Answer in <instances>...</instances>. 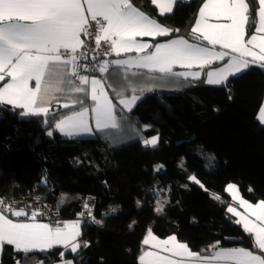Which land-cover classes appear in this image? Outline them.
<instances>
[{"label":"trees","instance_id":"1","mask_svg":"<svg viewBox=\"0 0 264 264\" xmlns=\"http://www.w3.org/2000/svg\"><path fill=\"white\" fill-rule=\"evenodd\" d=\"M204 1H179L171 14L161 16L150 0H131L160 24L179 29L168 38L201 43L205 42L197 41L191 29ZM249 3L255 18L258 4ZM254 27L249 24L248 35ZM220 65L201 69L199 80L154 76L162 83L148 81L154 90L146 91L130 112L116 107L119 128L125 127L130 141L113 151L99 138L61 139L53 131L59 118L80 109L61 104L82 96L86 106L84 94H57L47 116H30V121L18 119L22 109L0 105V196L19 198L38 189L63 220H75L92 197L94 215L102 222L100 227L82 224L76 253L53 248L25 259L5 246L3 264H16L17 259L22 264H137L149 229L160 238L174 235L195 252L219 241V247H244L262 254L228 213L231 200L225 188L233 183L247 202L264 201V125L257 120L264 71L250 66L225 85H207L206 72ZM107 87L114 99L118 97ZM116 129L107 132L115 134ZM50 130L52 138L47 136ZM154 136L159 138L157 145L145 146L143 141ZM202 152L214 158H201ZM157 183L168 191L161 213L156 211L158 196L152 192Z\"/></svg>","mask_w":264,"mask_h":264},{"label":"snow or ice","instance_id":"2","mask_svg":"<svg viewBox=\"0 0 264 264\" xmlns=\"http://www.w3.org/2000/svg\"><path fill=\"white\" fill-rule=\"evenodd\" d=\"M177 2L151 0L161 16L171 14ZM255 3L258 7L254 18L253 5L249 0H205L191 31L193 34L198 33L194 38L206 41L211 46L208 47L189 43L179 36L155 45L138 40V37H168L173 32L178 33L179 29L160 24L135 7L131 0H0V81L8 78L0 86V105L22 109L21 116H47L50 111L48 105L58 99L57 94H84L93 102L91 108L83 106L85 99L82 96L61 104L63 108L80 105V109L57 120L56 129L69 137L90 132V114L97 130L118 127L114 114L116 105L109 98L102 81L79 74L81 68L85 71L96 68V65L89 68L87 64L78 63L84 56V38L94 40L97 49L102 43L107 45L105 55L109 51L116 56L137 53L127 59L105 61L98 68L100 73H108L110 65L116 66L110 73L114 83L109 86L121 97L119 103L129 112L146 91L154 90L148 81L156 79L145 78L144 73L131 71L132 68L147 69L166 77L199 80L200 71L174 72L173 66L203 69L229 57L222 68L206 73L204 82L207 84H222L229 76L253 64L264 69V0H255ZM211 17L224 22L208 23ZM249 24L255 26L250 36ZM217 45L222 50H217ZM153 47L155 51H145ZM33 81L34 86H30ZM89 84L90 90H86L85 86ZM128 90L140 94L125 97L124 93ZM257 120L264 124V105L257 114ZM144 127L147 129L150 126ZM52 134V131L48 132L49 136ZM158 139V136H154L143 143L155 147ZM226 191L235 193L238 189L229 184ZM216 199L219 200V197ZM239 204L244 207L247 216H241L232 207L227 211L238 217L235 223L240 224L252 238V248L264 253V201L253 205L239 199ZM38 215L43 213L35 210L29 214L24 208L17 209L0 198V257L5 246H11L15 253L23 254L25 259L29 258V254L51 250L56 245L70 247L73 253L77 252L80 245L76 238L81 234L78 221L64 223L63 227L53 226L37 221ZM249 216L255 219H249ZM93 222L102 223L94 218ZM150 243L151 247L170 253L171 257L155 251H143L137 258V264H264V254L244 247H219V241L209 249L202 250L210 254H202L192 251L186 243L178 242L175 236L159 240L149 229L142 244ZM60 255L63 258L64 253ZM0 264H3L2 259ZM16 264H22V261L17 259ZM40 264L44 262L40 261ZM66 264L72 262L67 261Z\"/></svg>","mask_w":264,"mask_h":264},{"label":"crops","instance_id":"3","mask_svg":"<svg viewBox=\"0 0 264 264\" xmlns=\"http://www.w3.org/2000/svg\"><path fill=\"white\" fill-rule=\"evenodd\" d=\"M151 1V0H150ZM179 1H183V2H188V1H190V0H178V2ZM204 3H205V1H204ZM203 3V4H204ZM152 4V3H151ZM202 4V5H203ZM153 5V4H152ZM176 5V4H175ZM175 5H174V7H175ZM155 8H156V10L158 11V13H159V9L155 6V5H153ZM199 12V11H198ZM166 15H168V14H166ZM197 17H198V14H197ZM197 17H196V19H197ZM196 21V20H195ZM224 21L223 20H216L214 17H211V18H209L208 19V23H223ZM195 26V22H194V25H193V27ZM254 31V30H253ZM252 34V33H251ZM250 34V35H251ZM195 35H198V33H196ZM249 35V36H250ZM160 38H166V39H163L162 41H159L158 39H160ZM174 38H176V37H174ZM174 38H168V37H156V38H152V37H138L137 39L138 40H141L142 42H147V43H150V44H153V45H155L156 43H165V42H167L169 39H174ZM247 38V37H246ZM189 41V43H199V44H201L202 46H208V47H211L210 45H207V42L206 41H204L205 43H201V42H194V41H190V40H188ZM203 41V40H202ZM217 50H222V49H220L219 48V46L217 45ZM145 51H148V52H150V51H155V48L153 47V48H151V49H147V50H145ZM255 51H258V49H255ZM143 53H141V55H142ZM137 55V53H135V52H131V53H121V55L120 56H116L115 55V53H111L109 56H107L105 59H103V61H102V63L103 62H105V61H108V62H110L111 60H115V59H127L129 56H136ZM230 55H234V54H231L230 53ZM229 59V57H226L225 58V60L224 61H216V62H213L212 64H214V63H221V65L220 66H218L217 68H213V69H209L208 71H213V70H217V69H219V68H222L223 66H224V64L226 63V61ZM249 59H251V58H249ZM251 66H258V65H255V64H253V65H251ZM115 67L116 66H113V65H110V67H109V72L108 73H104V76H105V78L104 79H99V80H101L102 81V83L104 84V87H105V91L108 93V95H109V98L110 99H112V101H113V103L116 105V107L117 106H119L118 104H120L119 103V101H120V99H121V97L120 96H118V97H116L115 99L110 95V92L108 91V87H107V85L109 84H113L114 83V81H113V79L111 78V76H110V73L115 69ZM259 67V66H258ZM260 68V67H259ZM201 69L200 68H197V67H193L192 69H188V68H185V67H181L180 65H174L173 66V71L174 72H185V71H200ZM263 71H264V69H262ZM131 71H137V72H142V73H144V76H145V78H148V77H154V76H157L158 74H161V73H158V72H149L147 69H136V68H132L131 69ZM207 71V72H208ZM244 71V70H243ZM242 71V72H243ZM201 72V71H200ZM206 72V73H207ZM241 73V72H240ZM240 73H237V74H235V75H238V74H240ZM153 74H155V75H153ZM124 75V72H123V70H121V76H123ZM163 75V74H162ZM235 75H232V76H235ZM201 76H202V72H201ZM232 76H229L228 78H227V80L226 81H224V83H222V84H207V85H210V86H222V85H225L226 83H227V81H228V79L230 78V77H232ZM156 78V77H155ZM190 79H192L191 77H189ZM135 79V78H134ZM7 80H8V78H6V80L5 81H0V86H3V84L4 83H6L7 82ZM205 80H206V74H205ZM149 81H151V80H149ZM153 82H155V84L156 85H159L160 83H162V82H160V80H158V79H156L155 81H153ZM30 86H34V81L33 82H30ZM87 90H90V84L89 85H87ZM133 94H136V95H139L140 93L139 92H136V93H133L131 90H128L127 92H125L124 93V95H125V97H130L131 95H133ZM87 99H88V101H89V104H87L86 106H84V107H88V108H91V106H92V104H93V102L91 101V99H90V97H87ZM115 100H118L117 101V103H116V101ZM138 103V102H137ZM136 103V104H137ZM262 105H264V98H263V102H262ZM11 106V105H10ZM116 107H115V109H116ZM134 107V106H133ZM132 107V108H133ZM261 108V107H260ZM115 109H114V114H115ZM124 111H127L126 109H123ZM260 110V109H259ZM259 112V111H258ZM69 114H71V113H69ZM68 115V114H67ZM116 115V114H115ZM63 117V116H62ZM61 117V118H62ZM116 117H117V115H116ZM61 118H59V119H61ZM58 119V120H59ZM262 125H264V124H262ZM89 126H90V128H91V131L90 132H87V133H80V134H78V135H75V136H72V137H69V136H66V135H64L63 133H61L58 129H56L55 128V124H54V126H53V131L55 132V133H57V135L60 137V138H65V139H68V138H75V139H77V138H87V137H90V136H93V134H96V132H98V131H101V130H97L96 129V126H95V122H94V120L93 119H91V114L89 115ZM111 129H114V128H107V129H104V130H102V131H107V130H111ZM98 138V137H97ZM191 182H196L194 179H191ZM229 185V184H228ZM227 185V186H228ZM227 186H226V188H227ZM226 188H225V191H226ZM237 189V188H236ZM240 193V192H239ZM239 193L238 192H235V193H233V192H230V191H226V194L230 197V200H231V204L228 206V208L229 207H232V208H234L235 210H236V212H238V213H240L241 214V216H247L248 215V213H246L245 212V209H244V207H242L240 204H239V199H243L242 197H240V195H239ZM168 194V193H167ZM234 195H235V199H233V197H234ZM167 196V195H166ZM163 197H165V193H163V194H161V196H160V198L163 200ZM246 201V200H245ZM163 202H166V200H164ZM253 205H255V204H253ZM227 208V209H228ZM230 215H232L234 218H235V220H237L238 219V217L236 216V215H234L233 213H230V212H228ZM12 219H19V220H24V219H22V218H15V217H11ZM249 219H252V220H254L255 219V217L254 216H249L248 217ZM72 222H76L75 220H64L63 222H62V224H61V226L60 227H63V225H64V223H72ZM42 223H45V222H42ZM81 224H80V232H81ZM81 235V234H80ZM80 235L76 238V242L78 243V239H79V237H80ZM156 236V235H155ZM171 236H174V235H171ZM159 240H164V239H167L168 237H170V236H168V237H165V238H160V237H158V236H156ZM178 240V239H177ZM178 242H180L179 240H178ZM183 243V242H182ZM142 246H143V250H142V252L143 251H155V252H157V253H159L160 255H168V256H170L171 257V254L170 253H167V252H162L159 248H153V247H151V243L149 244V245H143L142 244ZM53 248H61L62 250H64V251H66V250H71L70 249V247L69 248H65L63 245H56V246H54ZM52 248V249H53ZM46 251H48V250H46ZM78 251V250H77ZM37 252H39V251H37ZM142 252H141V254H142ZM76 253V252H75ZM140 254V255H141ZM262 254H264V253H262ZM0 259H1V257H0ZM176 259H179V258H176ZM66 262L67 261H61V262H58V263H55V264H66ZM73 264V263H72Z\"/></svg>","mask_w":264,"mask_h":264},{"label":"built area","instance_id":"4","mask_svg":"<svg viewBox=\"0 0 264 264\" xmlns=\"http://www.w3.org/2000/svg\"><path fill=\"white\" fill-rule=\"evenodd\" d=\"M84 39H85V45L83 48L84 56H81L78 63L82 65L87 64L89 68H91L92 65H96V68L91 71H85L83 68H81L79 70V74L87 75L89 77H95L97 79H102L104 73H100L98 68L99 65L102 63L101 60L109 56L111 52L109 51V53L105 55L104 53L108 49L107 45L102 43L101 47L97 49L94 40H90L87 38ZM94 57L95 59H93ZM73 79L75 80L74 77ZM75 82L79 84L78 80H76ZM37 197H39V199H37ZM0 198H3L7 203L12 204L13 207L17 209L24 208L29 214L32 211L39 210L40 212L43 213V215H38L36 217L37 221L39 222H45L53 226H61L62 222L64 221L59 210L54 208V206L48 202L46 195L44 193H41L38 189L33 191L29 196L13 198V199H7L0 196ZM85 205H87V208L85 207ZM20 218L25 219V217H20ZM93 218L95 220H99L94 215V199L92 197H88L85 201L84 206L78 212L75 221L76 222L78 221L81 225L86 224L92 227L102 226V223L100 224L94 223Z\"/></svg>","mask_w":264,"mask_h":264},{"label":"rangeland","instance_id":"5","mask_svg":"<svg viewBox=\"0 0 264 264\" xmlns=\"http://www.w3.org/2000/svg\"><path fill=\"white\" fill-rule=\"evenodd\" d=\"M118 110L120 109H125L124 106L122 104H118ZM125 131V127L122 125L120 128H119V125H118V129H116V132L115 134L113 135L112 133L110 132H107V131H98L96 132V134H93V136H90V137H87V138H99L101 139L106 147L110 150V151H113V150H116V149H119L120 147H122L123 145H125V143H128L127 141H130V138L126 137V134L123 132ZM128 136V135H127ZM61 139H65V138H61ZM68 139H75V138H68ZM202 155L200 156L201 158H205L204 156H208L209 158H214L212 156V154L210 153H205V152H202L201 153ZM209 163V162H208ZM158 170V167L155 168V171L157 172ZM232 185H235L236 188L238 189L237 185L236 184H233L231 183ZM154 191V192H153ZM152 192L155 193L157 196H158V200L156 201V211L157 209H164V202L163 200L160 198L161 194L165 193L167 194V187H166V190H165V187L160 185L159 183H157L155 185V187L152 189ZM238 193H239V190H238ZM240 195V193H239ZM241 197V195H240ZM233 199H235L233 197ZM252 204V203H251ZM162 211H157V213H161ZM72 262V261H71ZM73 263V262H72Z\"/></svg>","mask_w":264,"mask_h":264},{"label":"water","instance_id":"6","mask_svg":"<svg viewBox=\"0 0 264 264\" xmlns=\"http://www.w3.org/2000/svg\"><path fill=\"white\" fill-rule=\"evenodd\" d=\"M18 119H19L20 121H30V120H31V117H30V116H21V115H19ZM50 131H52V130H50ZM48 132H49V131H48ZM48 132H47V136H48L49 138H52V137H53V134H52L51 136H49V135H48ZM52 133H53V131H52Z\"/></svg>","mask_w":264,"mask_h":264}]
</instances>
